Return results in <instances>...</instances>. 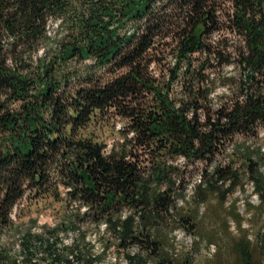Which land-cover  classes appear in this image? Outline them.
Instances as JSON below:
<instances>
[{"label": "trees", "instance_id": "16d2710c", "mask_svg": "<svg viewBox=\"0 0 264 264\" xmlns=\"http://www.w3.org/2000/svg\"><path fill=\"white\" fill-rule=\"evenodd\" d=\"M261 127L264 0H0V264H193L200 206L264 202ZM23 199L62 218L22 226Z\"/></svg>", "mask_w": 264, "mask_h": 264}, {"label": "rangeland", "instance_id": "374dc122", "mask_svg": "<svg viewBox=\"0 0 264 264\" xmlns=\"http://www.w3.org/2000/svg\"><path fill=\"white\" fill-rule=\"evenodd\" d=\"M233 67L225 66L224 73H236ZM120 122L119 118L106 114L102 119L89 124L85 133H90L96 140L105 143L106 150H109L119 141L120 136L116 131L121 125ZM256 135L250 138L252 146L258 147L264 153V128H259ZM242 139L244 138H236L237 141ZM226 151L227 158L232 151L230 147ZM198 179L196 174L193 180L197 183ZM186 193L191 195L190 187ZM227 197L224 205H218L212 200L207 205L200 206L195 235L176 231L173 244L181 254L189 251L193 264H245L244 257L240 254L242 249L249 254L248 264H264V202L255 195L250 182L245 183L242 190L237 189ZM62 212L61 204L49 200L27 202L23 199L15 210L17 215L20 214L18 223L22 226L45 223L53 225L60 221ZM99 231L102 233V228ZM88 232V240L93 242L95 252H100L102 247L96 240V231L91 229ZM73 237L69 233L64 238V243L69 245ZM113 257V252L108 251L100 264H114ZM121 259L123 262V258Z\"/></svg>", "mask_w": 264, "mask_h": 264}, {"label": "bare ground", "instance_id": "6f19581e", "mask_svg": "<svg viewBox=\"0 0 264 264\" xmlns=\"http://www.w3.org/2000/svg\"><path fill=\"white\" fill-rule=\"evenodd\" d=\"M210 246L213 247V248H215L213 245H210ZM213 250H214V249H213ZM213 252H214V251H213ZM115 260H116L115 257H113V261H114V262H116ZM121 264H125V261H123V262L121 261Z\"/></svg>", "mask_w": 264, "mask_h": 264}, {"label": "built area", "instance_id": "2783aa9c", "mask_svg": "<svg viewBox=\"0 0 264 264\" xmlns=\"http://www.w3.org/2000/svg\"><path fill=\"white\" fill-rule=\"evenodd\" d=\"M48 34H50V33H48Z\"/></svg>", "mask_w": 264, "mask_h": 264}]
</instances>
